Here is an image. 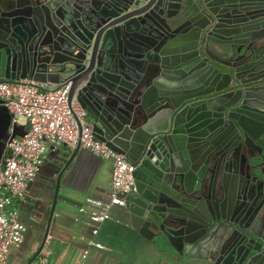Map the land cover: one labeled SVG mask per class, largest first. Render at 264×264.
Returning a JSON list of instances; mask_svg holds the SVG:
<instances>
[{"label":"water","instance_id":"water-1","mask_svg":"<svg viewBox=\"0 0 264 264\" xmlns=\"http://www.w3.org/2000/svg\"><path fill=\"white\" fill-rule=\"evenodd\" d=\"M21 79L68 84L135 166L141 230L198 264H264L261 163L253 184L236 156L251 145L264 165V0H0V80Z\"/></svg>","mask_w":264,"mask_h":264},{"label":"crops","instance_id":"crops-1","mask_svg":"<svg viewBox=\"0 0 264 264\" xmlns=\"http://www.w3.org/2000/svg\"><path fill=\"white\" fill-rule=\"evenodd\" d=\"M27 128L25 118L15 116L0 103V167L7 154L8 141L22 136ZM72 151L66 147H46L34 179L17 203L25 231L19 247L10 250L6 264H26L37 250L46 229L57 174ZM236 156L239 172L250 179L255 177L253 184H260V177L248 168L249 161L261 163V179L264 178L263 160L255 148L242 144ZM110 181L111 162L80 148L59 179L54 214L46 237L49 255L41 262L39 253L30 264H198L197 259L179 257L170 241L141 230L125 206H112L109 218L97 224L80 213V208L87 212L93 209L86 198L108 200ZM193 184L190 182L189 188H193ZM262 185L261 181V188ZM94 226L95 233L92 232ZM89 240L102 247L88 246Z\"/></svg>","mask_w":264,"mask_h":264},{"label":"built area","instance_id":"built-area-1","mask_svg":"<svg viewBox=\"0 0 264 264\" xmlns=\"http://www.w3.org/2000/svg\"><path fill=\"white\" fill-rule=\"evenodd\" d=\"M68 87L65 83L49 87L28 79L0 80V99L4 107L28 121L25 133L8 141L7 154L0 167V264H6L10 250L19 247L23 240L25 227L19 220L17 203L34 179L46 147L74 149L79 145L111 162L108 200L86 198L92 211L79 209L93 224L108 219L110 208L124 206L125 196L135 190V166L93 136L85 111L74 102L68 105ZM92 232H96L95 226ZM47 243L48 238L40 252L41 262L49 255ZM88 246L102 247L92 240L88 241ZM85 254L86 251L83 256Z\"/></svg>","mask_w":264,"mask_h":264}]
</instances>
